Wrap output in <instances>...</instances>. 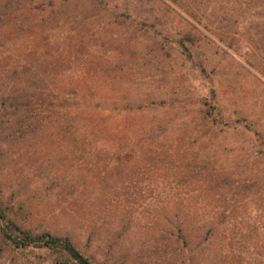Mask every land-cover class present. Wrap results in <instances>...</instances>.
I'll return each instance as SVG.
<instances>
[{"label":"rangeland","instance_id":"obj_1","mask_svg":"<svg viewBox=\"0 0 264 264\" xmlns=\"http://www.w3.org/2000/svg\"><path fill=\"white\" fill-rule=\"evenodd\" d=\"M0 203L96 264H264V1L0 0Z\"/></svg>","mask_w":264,"mask_h":264},{"label":"trees","instance_id":"obj_2","mask_svg":"<svg viewBox=\"0 0 264 264\" xmlns=\"http://www.w3.org/2000/svg\"><path fill=\"white\" fill-rule=\"evenodd\" d=\"M251 1L255 0H249V2ZM42 72H44L42 69L30 65L26 67L23 75L35 83L43 79ZM4 100L5 102L8 101V106L14 107V109H19L22 104L25 105L22 103L21 96L18 95L9 96ZM206 117L205 115L202 116L203 122L206 121ZM209 122L211 121L208 120ZM208 123L203 124L207 126ZM203 168L192 167L190 175H200ZM251 183H255V181L250 182L245 178L222 177L213 183L210 182V185L217 188L232 186L236 191L235 194H237L249 189ZM224 203H227V199L224 200ZM6 209L0 203V235L2 240L13 249L24 252L28 257L32 254L34 258H37L36 264H39V260L41 264H96L90 256L77 248L68 236H58L49 231L36 232L24 228L8 215Z\"/></svg>","mask_w":264,"mask_h":264}]
</instances>
